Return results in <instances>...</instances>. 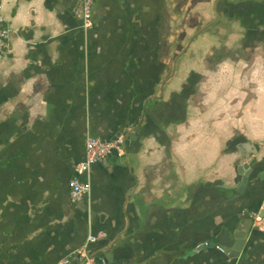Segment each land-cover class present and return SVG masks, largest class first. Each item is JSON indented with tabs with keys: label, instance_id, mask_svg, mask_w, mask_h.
<instances>
[{
	"label": "crops",
	"instance_id": "1",
	"mask_svg": "<svg viewBox=\"0 0 264 264\" xmlns=\"http://www.w3.org/2000/svg\"><path fill=\"white\" fill-rule=\"evenodd\" d=\"M212 1L98 0L84 30L79 0H0V264H57L100 232L91 254L117 264H264V218L240 258L215 244L264 203V0ZM136 130L73 202L86 139Z\"/></svg>",
	"mask_w": 264,
	"mask_h": 264
},
{
	"label": "built area",
	"instance_id": "2",
	"mask_svg": "<svg viewBox=\"0 0 264 264\" xmlns=\"http://www.w3.org/2000/svg\"><path fill=\"white\" fill-rule=\"evenodd\" d=\"M98 0H79L75 9V15L80 20L82 28L89 30L94 26L93 10ZM11 30L6 25L2 14V5L0 3V58L7 55L10 48ZM127 135H119L111 141H103L98 138L88 137L85 143V156L81 162L76 165L75 176L70 181V197L73 202H78L86 198L91 191L88 181L82 177L90 172L93 165L106 161L111 155L121 159L127 155ZM253 216L260 220L257 214ZM106 238L104 232L96 236H90L84 245L74 251L68 258L61 260L57 264H71L76 257H79L80 264H97L90 251V245L99 239Z\"/></svg>",
	"mask_w": 264,
	"mask_h": 264
},
{
	"label": "water",
	"instance_id": "3",
	"mask_svg": "<svg viewBox=\"0 0 264 264\" xmlns=\"http://www.w3.org/2000/svg\"><path fill=\"white\" fill-rule=\"evenodd\" d=\"M138 134L140 130H136L135 134L130 133L127 137V141L134 144L138 139ZM257 153H252L248 155H242L239 162L236 163V170L238 174L242 176L240 187L237 188L238 192H241V188H244L248 182V178L252 172L257 168L255 160L253 158L257 156ZM251 156L252 159L247 161V158ZM109 159L118 160L114 155H111ZM253 176L255 174L253 173ZM253 214H257L260 219L264 218V203L262 209L257 213H247L241 217L240 221L233 225L231 228L223 229L215 240V244L220 248V250L231 258H240L244 251L246 250L247 241L250 239L251 234L258 228L254 226ZM246 219V220H245ZM248 221V222H246ZM95 262L97 264H117L118 262H112L110 255L105 254H94ZM71 264H80L79 257H76Z\"/></svg>",
	"mask_w": 264,
	"mask_h": 264
},
{
	"label": "rangeland",
	"instance_id": "4",
	"mask_svg": "<svg viewBox=\"0 0 264 264\" xmlns=\"http://www.w3.org/2000/svg\"><path fill=\"white\" fill-rule=\"evenodd\" d=\"M213 1H214V0H213ZM213 1H212V2H213ZM196 7H197V6H195V9H196ZM201 10H202V9H196L195 17L201 18V14H200V13H201ZM211 12H212V9L210 10V17H208V15H207V19H206L205 21H203L202 23H204V22L206 23V22H208L209 20H211V19L213 18V12H212V13H211ZM196 22H197V21H196ZM180 24H181V21H180ZM199 25L202 26L201 21H199Z\"/></svg>",
	"mask_w": 264,
	"mask_h": 264
},
{
	"label": "flooded vegetation",
	"instance_id": "5",
	"mask_svg": "<svg viewBox=\"0 0 264 264\" xmlns=\"http://www.w3.org/2000/svg\"><path fill=\"white\" fill-rule=\"evenodd\" d=\"M215 12H216V16H217V8H216V11Z\"/></svg>",
	"mask_w": 264,
	"mask_h": 264
}]
</instances>
